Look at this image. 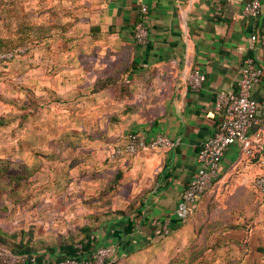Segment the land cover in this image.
Wrapping results in <instances>:
<instances>
[{"label": "crops", "instance_id": "crops-1", "mask_svg": "<svg viewBox=\"0 0 264 264\" xmlns=\"http://www.w3.org/2000/svg\"><path fill=\"white\" fill-rule=\"evenodd\" d=\"M52 1L55 15L62 4L64 21L48 31L63 42L46 48L47 81L31 83L42 89L40 96L54 100V107L67 101V109L78 110L61 138L47 139L53 149L46 155L49 163H60V157L64 162L63 185L55 180L36 188L39 171L18 166L16 177L22 175V183L32 179L33 186L16 181L6 194L12 195V210L27 211V222L13 232L0 227V234L36 249L31 255L38 264L59 261L63 245L79 240H91L92 250L111 248L110 264H171L193 245L202 248L194 264L218 259L250 264L252 256L264 264V194L254 186L262 168L258 157L244 154L243 144L227 149L219 178L188 220L175 215L197 171L198 153L221 123L217 95L237 92L245 58L253 57L264 70L258 42H264V0L257 18L243 15L250 0ZM142 4L149 7L147 45L137 44L132 33ZM76 6L79 25L72 28L69 17ZM78 34L79 43L72 42ZM13 65L4 70L10 73ZM191 70L206 76L198 91L187 84ZM252 97L264 102V74ZM131 133L148 139L165 134L174 146L110 160L111 148ZM257 135L264 145V116L250 130L252 141ZM165 221L171 227L167 235ZM225 249L241 256L224 257Z\"/></svg>", "mask_w": 264, "mask_h": 264}, {"label": "rangeland", "instance_id": "rangeland-1", "mask_svg": "<svg viewBox=\"0 0 264 264\" xmlns=\"http://www.w3.org/2000/svg\"><path fill=\"white\" fill-rule=\"evenodd\" d=\"M51 1L0 0V39L12 41L10 47L24 45L28 48L26 55L0 69V118H6L9 122L5 127L0 126V159L6 164L11 163L8 176L16 177L20 171L17 167L22 164L33 169L35 173L39 171L35 187L41 189L51 185L55 180L59 186L63 185V179L60 180V178H63L65 174L62 170L64 162L60 157L58 159L60 163H49L46 155L52 154L53 149L50 148L47 139L54 134L61 138L74 124L71 115L77 110L76 108L67 109V101L66 104L56 105L59 106L56 108L51 97H47V94L39 95L42 89H32V80L38 79L46 82L47 76L51 74L46 57L48 56L47 46L52 42H63L58 34L50 35L48 31L51 24L60 25L64 21L62 4H57L60 13L55 15L53 13L55 3ZM77 6L69 17V25L72 28H77L79 25ZM27 35L30 39L18 41ZM80 39L78 34L71 40L79 43ZM74 54L79 60L81 59L80 51ZM12 64L14 65L11 72L7 73L4 69H8ZM48 109L57 110L59 114L50 115ZM23 140H29V143H23ZM58 149L56 148L57 152ZM61 155L63 156V153ZM37 161L38 163H34ZM33 183L32 179L27 178L19 186L22 184L31 186ZM15 186L13 179L6 178L5 183L0 182V227L10 232L24 226L27 222L23 218L27 211H24L22 206L14 210L9 207L12 195H7L6 190L8 187ZM222 254L224 257L228 254L234 257L241 256L237 250L227 251L225 249ZM247 261L250 264H261V260L254 256L249 257ZM215 262V264H223L222 259Z\"/></svg>", "mask_w": 264, "mask_h": 264}, {"label": "built area", "instance_id": "built-area-1", "mask_svg": "<svg viewBox=\"0 0 264 264\" xmlns=\"http://www.w3.org/2000/svg\"><path fill=\"white\" fill-rule=\"evenodd\" d=\"M261 0H250L243 8V15L257 18L262 14ZM149 7L142 4L140 20L133 28V37L137 44L149 43V29L146 20ZM258 38L252 37L253 41ZM260 49L264 53V42L258 40ZM24 45L8 51H0V66L13 61L17 56L27 52ZM264 70L251 56L245 58L242 66V76L238 90L235 93L221 92L217 95L215 110L222 116L217 132L209 138L197 156V171L184 190L177 205L175 215L181 222L188 220L190 214L200 199L211 190L214 182L219 178L220 168L227 149L237 143L244 145L243 151L248 158L258 157L262 172L255 178L254 186L259 193L264 194V145L262 135L250 139V130L259 123L260 116H264V102H258L252 97V91L263 77ZM188 86L198 91L206 82V76L199 70H191L186 76ZM174 146L173 141L165 134H156L148 139L141 133H131L125 142L111 148L109 158L117 161L123 157L136 156L142 150L157 151ZM165 235L171 231L169 221L162 224ZM77 254L66 257L53 264H110L112 250L109 247H98L87 253L83 245L76 246ZM0 264H38L34 255H19L8 249L0 248Z\"/></svg>", "mask_w": 264, "mask_h": 264}, {"label": "trees", "instance_id": "trees-1", "mask_svg": "<svg viewBox=\"0 0 264 264\" xmlns=\"http://www.w3.org/2000/svg\"><path fill=\"white\" fill-rule=\"evenodd\" d=\"M30 34L31 33H29V35ZM29 35H27L25 37L23 36L18 41L30 39V38H28ZM11 43H12V41H10V40L0 39V51L4 52V51H8V50H11L13 48L18 47V46L10 47ZM26 53L23 54V55H26ZM23 55L17 56L13 61L18 59L19 57H22ZM13 61H11V62H13ZM9 63H7V64H9ZM7 64H5V65H7ZM1 67L2 66H0V69H1ZM8 124H9V122L6 120V118H0V126L5 127ZM10 165H11V163L7 162V164H6V162L4 160L0 159V182L1 183H5V179L9 178V180L13 179L15 181V183L17 181L18 184L20 185L22 183L21 181L23 180L22 175H20L18 177L8 176V173H9V170H10ZM6 183L8 185H10L8 182H6ZM78 244H82L83 245V248H84L85 252L88 253V252L92 251L93 244H92L91 240H87V241L86 240H79V241L72 242V243H66V244L63 245V251H64L65 256L61 257L60 260L66 258V257L75 256L77 254V251H78L77 248H76V246ZM216 245L222 247L225 244L224 243H217ZM0 248L8 249V250L12 251L13 253H16V254H19V255H31V254H35V252H36V249L31 247L30 245L25 244L24 242H20V243L15 242L14 240L8 239L7 237L3 236V234H0ZM201 249L199 248V246L198 247L194 246V245L190 246L187 249V251H185V253L179 259L174 260L171 264H194L199 259V257L202 256ZM39 262H40V259H39ZM227 264H241V261L229 260L227 262Z\"/></svg>", "mask_w": 264, "mask_h": 264}]
</instances>
